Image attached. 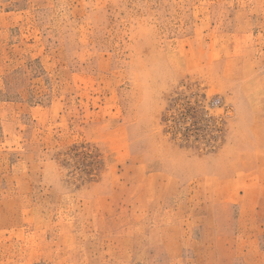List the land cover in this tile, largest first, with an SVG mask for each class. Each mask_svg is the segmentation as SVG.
I'll use <instances>...</instances> for the list:
<instances>
[{"label":"rangeland","instance_id":"1","mask_svg":"<svg viewBox=\"0 0 264 264\" xmlns=\"http://www.w3.org/2000/svg\"><path fill=\"white\" fill-rule=\"evenodd\" d=\"M0 264H264V0H0Z\"/></svg>","mask_w":264,"mask_h":264}]
</instances>
